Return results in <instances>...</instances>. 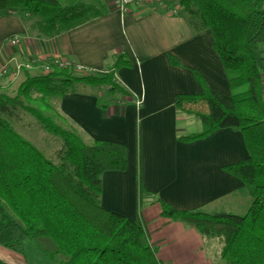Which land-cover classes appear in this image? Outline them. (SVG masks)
I'll return each instance as SVG.
<instances>
[{"label":"trees","instance_id":"16d2710c","mask_svg":"<svg viewBox=\"0 0 264 264\" xmlns=\"http://www.w3.org/2000/svg\"><path fill=\"white\" fill-rule=\"evenodd\" d=\"M177 4L183 13L196 17L192 24L196 32L211 31L213 49L232 90L230 96L220 95L192 71L195 91L178 95L175 107L196 119L201 129L178 140L191 143L221 129L239 131L248 155L222 169L243 183L252 203L245 214L235 215L178 210L159 201L160 216L217 242L219 264H264V0H177ZM14 9L31 19V34L45 39L105 11L101 0H0V11ZM169 62L179 66L173 56ZM123 64L120 56L104 75L77 76L73 63L59 67L47 60L37 73L22 67L23 80L14 94L0 86L1 247L25 256L27 242L47 238L55 249L41 253L55 264H167L150 245L147 222L141 218L149 192L141 183L139 158L136 218L130 220L100 204L101 176L126 169L125 147L86 141L52 103L82 86L127 96L115 80ZM242 87L246 89L235 93ZM21 113L59 140L56 163L13 129L10 122Z\"/></svg>","mask_w":264,"mask_h":264},{"label":"crops","instance_id":"0c3cea01","mask_svg":"<svg viewBox=\"0 0 264 264\" xmlns=\"http://www.w3.org/2000/svg\"><path fill=\"white\" fill-rule=\"evenodd\" d=\"M101 2V16L51 39L31 34V19L21 9L0 11V69L12 72L27 64L35 73L47 60L66 59L102 71L121 56L126 64L116 70L115 80L127 96L82 86L53 100L86 141L117 143L126 149V169L101 176L100 204L135 220L139 158L141 183L149 192L141 218L158 258L167 264H219L218 243L161 217L158 203L235 215L245 214L252 203L243 183L222 169L248 155L239 131L221 129L191 143L178 140L201 129L196 119L175 107L178 95L195 91L192 71L199 72L212 91L232 93L213 49L212 33L196 32V17L183 13L177 0H140L125 13L114 9L111 0ZM14 37L19 43L11 46L8 42ZM169 56L179 66L171 65ZM10 79H0V86Z\"/></svg>","mask_w":264,"mask_h":264},{"label":"rangeland","instance_id":"374dc122","mask_svg":"<svg viewBox=\"0 0 264 264\" xmlns=\"http://www.w3.org/2000/svg\"><path fill=\"white\" fill-rule=\"evenodd\" d=\"M75 75L79 76V74ZM2 78L6 77H0V79ZM22 80L23 76L22 71L20 70V72L13 79L4 81L1 88H4L6 93L9 95H12ZM245 89V87H242L235 90V93L242 92ZM53 107L55 110H57L54 103ZM54 120L62 127H66L67 125V123L59 117L54 118ZM196 122L198 124V121ZM10 124L18 134L35 145L47 159L53 163H56V152L60 148V142L57 138L43 131L38 125H36L32 118L22 113L19 115L18 120L13 119ZM54 249V244L47 238H40L31 242H27L25 244V256H20L0 246V261L5 264H55L50 262L41 253L42 250L53 251Z\"/></svg>","mask_w":264,"mask_h":264},{"label":"built area","instance_id":"2783aa9c","mask_svg":"<svg viewBox=\"0 0 264 264\" xmlns=\"http://www.w3.org/2000/svg\"><path fill=\"white\" fill-rule=\"evenodd\" d=\"M153 2L157 4H161V0H152ZM140 0H111V5L114 9L119 11L120 13H125L129 10V8L135 4H138ZM11 46H16L19 43L18 38L14 37L9 40L8 42ZM54 63L57 64L59 67L68 66L71 62H69L66 59H60V60H54ZM22 67L26 69H30V65H19L17 66L13 72H10L8 68L4 67L0 69V77H11L13 79L22 69ZM48 68H44V72H47ZM74 72L75 74H79L82 76H101L104 75L105 71H97L92 68H88L79 64H74ZM136 104L140 105V100L135 101Z\"/></svg>","mask_w":264,"mask_h":264}]
</instances>
